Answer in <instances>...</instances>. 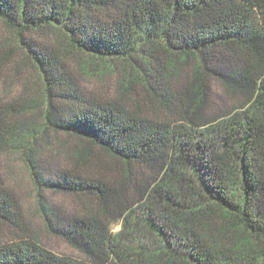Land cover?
Masks as SVG:
<instances>
[{
	"label": "trees",
	"instance_id": "1",
	"mask_svg": "<svg viewBox=\"0 0 264 264\" xmlns=\"http://www.w3.org/2000/svg\"><path fill=\"white\" fill-rule=\"evenodd\" d=\"M0 22L39 76L28 109L42 119L14 138L17 110L0 97V145L21 153L46 228L88 259L27 235L0 173V264H264V0H0ZM1 50L0 66L14 64ZM71 53L147 99L129 108L89 92ZM50 132L79 141L69 166L46 161L38 136ZM43 190L78 198L75 209Z\"/></svg>",
	"mask_w": 264,
	"mask_h": 264
},
{
	"label": "rangeland",
	"instance_id": "2",
	"mask_svg": "<svg viewBox=\"0 0 264 264\" xmlns=\"http://www.w3.org/2000/svg\"><path fill=\"white\" fill-rule=\"evenodd\" d=\"M16 35L14 31L8 29L0 22V61L3 56L1 47H10L14 52L15 63L0 66V97L4 105H11L15 110L10 118L15 134L14 138L25 142V134L33 127L39 129L42 124L39 109H28L34 106L35 102L41 97V83L35 68L26 60L23 52L18 48ZM62 48L65 50V43L61 40ZM4 48L3 51H5ZM68 63L79 77L82 86L89 92H94L116 99L119 103L131 108L133 104L139 99H147V96L140 88H138L140 97H137L132 91L124 89L121 86V78L118 76L119 71H109L104 78H99L95 73H98L93 67L89 69L80 61L77 56L68 54ZM4 64V63H3ZM100 72V71H99ZM213 87V101L218 104H223L225 95L221 85L215 81H211ZM213 107V105H212ZM158 105H155L148 111L160 113L162 110ZM40 142L43 144V155L48 162H52L57 158L61 166H69L70 163H64L63 154L68 149L70 143H78V140L70 138L65 134H54L50 132L48 135L42 137L38 136ZM50 141L51 144H48ZM13 140L0 145V173L6 184L7 189L14 195L25 213L28 220L29 231L27 235L38 240L50 251L58 254L70 256L79 260L87 261L88 259L79 251L74 249L63 237L48 230L45 226L43 218L39 213V196L33 186V183L26 171L21 153L14 150L12 145ZM61 154V156H60ZM65 155V154H64ZM111 164H114L110 161ZM89 172H94L96 165L81 166ZM119 171L123 172L124 167L117 164ZM61 169V168H60ZM118 170V169H117ZM42 195L46 198L47 203L51 207H58L66 212H72L76 207L78 198L64 193H54L48 190H43ZM120 230L119 225H113V232ZM136 237L140 242L145 244L150 243V238L146 235L137 234Z\"/></svg>",
	"mask_w": 264,
	"mask_h": 264
}]
</instances>
